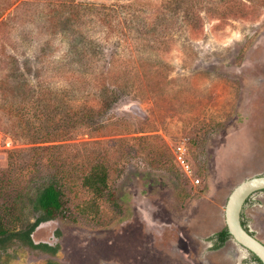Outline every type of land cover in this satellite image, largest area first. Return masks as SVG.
I'll return each instance as SVG.
<instances>
[{"label":"rangeland","instance_id":"374dc122","mask_svg":"<svg viewBox=\"0 0 264 264\" xmlns=\"http://www.w3.org/2000/svg\"><path fill=\"white\" fill-rule=\"evenodd\" d=\"M13 1L0 0V213L13 203L19 227L33 221L51 179L67 210L32 233L55 253L15 240L0 260L259 264L211 237L233 187L264 174V0ZM28 91L29 118L10 95ZM94 162L108 172L100 196L82 183ZM241 220L264 242V190Z\"/></svg>","mask_w":264,"mask_h":264},{"label":"trees","instance_id":"16d2710c","mask_svg":"<svg viewBox=\"0 0 264 264\" xmlns=\"http://www.w3.org/2000/svg\"><path fill=\"white\" fill-rule=\"evenodd\" d=\"M16 1L18 0H14L10 4H13ZM8 7L9 6H5L4 8L0 9V17L3 15V13L6 12ZM2 17L4 18V16ZM10 95L14 102L15 110L21 113L22 116L29 118L30 114L32 113L31 105L34 103L33 96H31L27 101L25 102L23 101L24 103H21L20 101L21 99L23 98L25 99V97H28L29 91L27 92V94H24V96L22 97H20V95L19 96L15 95L13 92ZM16 102L22 104V106L18 108V110L16 109V105H15ZM30 138H31L30 140L35 139L33 135ZM49 141L52 140H49L48 137H44L40 142H49ZM38 147H39L38 145L35 146L33 145L31 147L32 148L31 150H34ZM82 183L95 196H100L103 193L107 192L109 185H108V172H107V168L105 167V164L102 162L92 163L88 171H86V173L83 175ZM108 194H112V193H108ZM13 205L14 204L11 203L7 208L6 211V213L8 212L7 218L5 217L6 214L5 216H3L0 213V251H5L6 248L12 242L18 240L24 245H27L28 247L39 248L51 253H55L57 247L50 246L47 243L35 242L32 238V233L43 222L54 219L58 215L63 216L64 213L66 212L67 207H66L65 194L63 191L62 184L51 179L36 187L31 197V207L32 210L37 213V215L33 221L28 222L20 227L19 224L21 222V219L19 216L14 215L12 213V210L14 209ZM241 223L246 228L242 220ZM229 237L230 235L227 232L226 226H224L222 229L214 233L213 237H211V239H214L213 247L214 248L220 247ZM250 254L253 260H255L259 264H262L255 255H253L252 253ZM0 264H6V263H3L0 260ZM47 264H59V263L49 261Z\"/></svg>","mask_w":264,"mask_h":264},{"label":"water","instance_id":"95a60500","mask_svg":"<svg viewBox=\"0 0 264 264\" xmlns=\"http://www.w3.org/2000/svg\"><path fill=\"white\" fill-rule=\"evenodd\" d=\"M130 109L134 113L142 115L137 106L132 105ZM260 190H264V174L254 175L240 181L228 194L223 214L230 238L255 255L264 264V242L254 236L241 223V210L245 200Z\"/></svg>","mask_w":264,"mask_h":264},{"label":"built area","instance_id":"2783aa9c","mask_svg":"<svg viewBox=\"0 0 264 264\" xmlns=\"http://www.w3.org/2000/svg\"><path fill=\"white\" fill-rule=\"evenodd\" d=\"M175 159L180 167V170L184 177L188 178L192 183L198 184L200 182L199 177H195L193 180L191 178L193 170L187 160L185 149L183 146L177 145L174 150Z\"/></svg>","mask_w":264,"mask_h":264},{"label":"flooded vegetation","instance_id":"af4514ba","mask_svg":"<svg viewBox=\"0 0 264 264\" xmlns=\"http://www.w3.org/2000/svg\"><path fill=\"white\" fill-rule=\"evenodd\" d=\"M43 224H40L37 228L41 227Z\"/></svg>","mask_w":264,"mask_h":264}]
</instances>
